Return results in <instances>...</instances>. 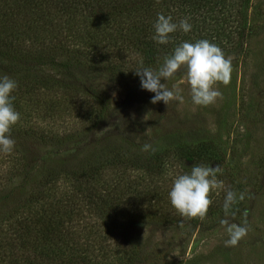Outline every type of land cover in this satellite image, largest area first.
Listing matches in <instances>:
<instances>
[{
  "label": "rangeland",
  "instance_id": "1",
  "mask_svg": "<svg viewBox=\"0 0 264 264\" xmlns=\"http://www.w3.org/2000/svg\"><path fill=\"white\" fill-rule=\"evenodd\" d=\"M55 1L0 0V44L19 48L27 43L20 40L26 32L30 38L25 50L32 58L45 45L47 53L70 62L72 68L69 73L62 67H40L26 79V73L5 74L18 85L11 95L20 120L9 134L15 141L13 150L0 152V242L6 233L13 245L21 244L17 237L32 238L35 230L18 226L21 219L38 220L41 228L55 207L74 200L71 194L76 190L66 179L74 164L83 161L89 173L96 168L93 157H103L101 174L87 175L98 177L101 186L96 188L94 181L87 188L94 187L91 192L97 191L113 208L83 206L80 215L73 207L71 215L63 214L68 218L63 228L79 241L86 229L93 237L111 232L105 239L107 253L98 247L85 251L94 259L91 263L264 264V0H225L224 12L212 0L197 4L189 0L188 9L198 11L188 18L199 16L201 22H188L200 37L209 35L211 43L221 44L225 57L232 59L230 83L214 85L222 96L208 106L192 102L183 68L171 79L161 80L169 90H179L183 101L173 100L168 106L163 101L151 103L155 93L141 87L135 72L124 69L120 76L112 74L121 63L126 68L138 64L135 53L120 45L122 40L113 46L110 39L113 50H106L108 39L101 35L104 28L99 22L87 24L76 17L69 30L58 33L54 19L47 17L55 14L49 9L56 6ZM36 18L44 25L43 31ZM241 25L245 37L237 30ZM112 35V39L117 37ZM53 43L57 45L54 53ZM25 59L32 67L35 61ZM158 67L148 69L156 72ZM5 75L0 73V77ZM92 90L107 102L102 118L97 117L95 101L87 96ZM206 146L213 147L218 156L206 153ZM202 147L204 152H200ZM181 149L199 150L200 160L180 161ZM122 150L129 159H153L147 166L137 163V168H131ZM17 158L33 167L25 181ZM196 164L219 165L217 179L223 183L210 193L212 203L203 220L182 217L169 199L175 177L190 173ZM229 190L237 194V202L226 215L223 205ZM225 218L248 229L235 247L225 246L229 237L220 223ZM17 226L27 233L18 234ZM112 246L117 247L114 252ZM69 258L73 260L66 253L56 264H68ZM81 262L77 264L88 261Z\"/></svg>",
  "mask_w": 264,
  "mask_h": 264
},
{
  "label": "trees",
  "instance_id": "2",
  "mask_svg": "<svg viewBox=\"0 0 264 264\" xmlns=\"http://www.w3.org/2000/svg\"><path fill=\"white\" fill-rule=\"evenodd\" d=\"M192 1H194L193 4H197L195 2H198L199 0ZM55 2L56 6H50L49 8L50 10H54L55 14L53 16L50 14V16H48L47 14L46 15L49 18L48 20H50L51 18L54 19L52 25L55 28L57 27L56 29L58 33H61V31H64L65 29L69 30L70 25L76 23V17H79L81 19L80 21L87 24L92 22H99L100 25L104 28V33L101 35L105 36L106 39H108L105 45L106 50H113L112 42H110V39L114 42L113 46L117 42L116 40H122L120 45L124 47L127 46L126 48H129L132 52L135 53V56H137L139 59L138 64L134 66L128 65L126 68L124 63H121L118 68L117 66L114 67L115 72H112V74H118L119 76L122 74V71L124 69L129 70L130 73H134L137 70L148 69V67H160L161 60H164L165 57L170 56L173 53L174 49L179 44H181L184 39H187L192 43L202 39L210 41L209 35H206V37L204 38L200 37L199 32L194 28V25L192 24L193 22L198 23L197 21H200L199 16L194 20H191V18L188 19V21L192 22L191 31L184 33L181 30H177L176 32L170 34L168 44H158L151 38L154 35L153 24L157 19V13H163L165 16L171 15L174 23H179L181 19L188 18V14L193 17L192 13L198 10L197 8L195 11L188 9V6L192 5V2H189V0H57ZM210 3L212 5L214 3L217 6L220 5L222 8L221 11H226L225 6H227V4L225 0H219L216 2L215 0H212L210 1ZM184 4H187V8L184 6ZM157 9H160L162 12L160 10L159 12H156ZM36 21L39 23V29L43 31L44 25H42V23L38 21L37 18ZM237 30L240 32L241 37H245V27L241 25L239 28H237ZM235 31L236 28L234 29V31L231 30L232 33H234ZM112 34H116L117 37L112 39V37H114ZM21 36H23V38H20V40L27 43L24 45L19 44V48H14L11 43L10 45H5L3 42L2 44H0L1 74L5 75L7 73H26V79L28 78L29 73L33 72V69L39 70L40 67L45 66L51 68H53V66L62 67L67 72L71 73L72 68L69 65L70 62L56 60L53 55H50V52L47 53V49L45 47L48 46L40 45L39 51L36 53V59L32 58L30 56L31 53H29L28 51L26 52L25 50L29 47L28 42L30 37H27L26 32L20 34V37ZM118 36L122 37V39L118 38ZM9 38L12 39V37L10 36ZM0 39L2 40V38ZM56 46L57 45L53 43V53L57 49L54 48ZM217 46L221 47V44H217ZM22 50L25 51V54H22ZM92 53L95 54V49L94 51H92ZM25 57L31 58L32 61H35L32 67L29 65L30 63L25 59ZM78 58L80 60H83L80 55L78 56ZM110 67H112V65ZM25 79L24 76L21 77V80L24 81ZM87 96L89 97V99H92V101H95L94 103L96 104L97 109H99V111L96 110L97 117L102 118L107 107V102L104 97L97 90L87 92ZM179 151L180 152H178V158L180 159V161H198V159L200 160L199 150L195 151V149H181ZM201 151L204 152L203 147L200 152ZM122 152H124L126 163L129 160L128 164L131 168H137V163H144L147 166L148 163H150V161L153 159L151 158V156L146 158L137 157L136 159H133L132 157V159H129L127 158V152L125 150H122ZM206 153L218 156V153L217 155L215 154L216 152L214 151L213 147L207 148ZM10 157L11 156H9V158ZM47 159L48 157L46 158V160ZM14 160H16V158ZM19 161L20 160H18L17 158L18 163ZM102 161L103 157H93V162L96 168L92 169L89 172L94 173L92 174V177H94L96 173L101 174V168L103 166L100 165ZM19 164H21V169L24 172L23 180L25 181L26 177L31 176L33 167L24 161ZM74 165H76L74 170L71 171L70 175L66 176V179H70L71 189L76 190L75 192L72 191L71 194L73 195L74 200L69 199L63 201V203L55 207L53 209V216H50L47 223H45L41 228H39L38 220L33 221L32 219L27 218L21 219V221L19 222L20 219L18 218V226L21 225L23 229H29L28 226H30L31 230H35L36 233L32 238L29 239H24L23 236L25 235H23L22 237H17V239H19V242L21 241V244L18 243L19 245H13L10 242V237L8 236V234H4L3 238L5 240L3 239L2 242H0V264H56L59 262L61 263V258L66 253H68L69 257H73V260L69 258L70 262L68 264L82 263L81 261H88L87 264H93L91 263V261L93 262L94 259L92 257H89L88 253L85 254L86 250L89 251L90 249V252H92V249L94 247H98L100 248V251L107 253L106 251H104V249L106 247H109V244H107L105 239H107L106 236L110 235L111 232L105 231L104 236L93 237V235L90 234L91 232L86 229L84 230L85 233H83V239L81 238V241H79V237H76V235L72 236L71 232L66 231V227L63 228L65 223L64 219H68L66 217L63 218V214H70L69 209L72 212L73 207H76V209L78 208V210L75 211H77L78 214L80 213V215L82 211L81 207L83 206L94 207L98 208L99 210H101L102 208L104 210H110L113 208L108 203V200L106 198H103L102 195L98 194L97 191L95 193L94 191L91 192L92 190H94V187L90 188V190L87 188V185L92 182L94 185V181L96 182L95 187H100L101 185L97 180L98 177H95L93 179L87 177V175L89 174L87 172L88 166L86 168V165L83 161H80ZM74 165L71 166L73 167ZM56 179H58V177H56ZM43 181L45 182L44 178ZM103 183L106 184V180L103 181ZM129 205L131 206V204ZM132 206L134 208L133 210H135L136 212L137 208L135 207L137 206ZM66 208L67 210H65ZM119 209L116 208L115 210L120 211L121 209ZM18 226L16 230L18 234L27 233V231L19 230ZM99 233L101 234V232ZM112 249V252H114L117 247L112 246Z\"/></svg>",
  "mask_w": 264,
  "mask_h": 264
},
{
  "label": "clouds",
  "instance_id": "3",
  "mask_svg": "<svg viewBox=\"0 0 264 264\" xmlns=\"http://www.w3.org/2000/svg\"><path fill=\"white\" fill-rule=\"evenodd\" d=\"M188 19L183 18L179 23H174L171 15L157 13V19L153 24L154 35L151 38L158 44H168L170 34L177 30L184 33L191 31L192 25ZM182 68L190 86L192 102L195 105L208 106L222 96L214 85L221 83L227 86L230 83L232 59L226 58L219 46L206 39L194 43L185 41L179 44L170 56L165 57L158 71L143 69L135 73L141 78V87L155 93L151 103L163 101L168 106L173 100L182 102L183 97L179 95V90H169L161 80L171 79ZM17 86V82L7 75L0 77V152L4 153H10L14 148L15 141L9 134L11 128L20 120V114L12 103L15 97L11 95ZM220 172L219 165L212 167L196 164L191 167L190 173L176 176L169 191L173 208L182 217L203 220L212 203L210 193L223 187L222 181L217 179ZM243 199L244 194L241 193L239 200ZM236 202L237 194L231 190L227 191L223 205L226 215ZM220 223L228 233L226 247L237 246L247 235L248 229L245 226L230 223L227 218L222 219Z\"/></svg>",
  "mask_w": 264,
  "mask_h": 264
}]
</instances>
